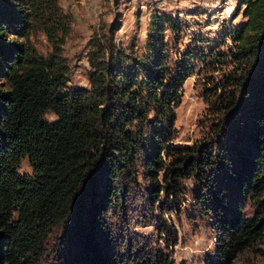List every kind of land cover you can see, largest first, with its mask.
I'll list each match as a JSON object with an SVG mask.
<instances>
[{
    "label": "trees",
    "instance_id": "trees-1",
    "mask_svg": "<svg viewBox=\"0 0 264 264\" xmlns=\"http://www.w3.org/2000/svg\"><path fill=\"white\" fill-rule=\"evenodd\" d=\"M241 5L246 21L219 59L233 62L223 88L235 90L222 100L238 115L230 140L216 148L173 142L176 107L195 63L210 64L218 53L195 47L174 58L166 40L167 29H176L171 16L153 18L141 56L118 47L111 27L90 52V86H69L63 45L72 14L60 0H0V264H41L45 243L64 222L81 250L76 264H172L166 251L141 242L113 248L109 216L140 180L163 213L180 179L195 180L200 202L210 203L229 239L218 247L223 261L262 238L263 210L255 218L224 212V184L241 196L264 191V0ZM37 30L52 44L48 56L30 41ZM25 158L30 174L18 171Z\"/></svg>",
    "mask_w": 264,
    "mask_h": 264
},
{
    "label": "rangeland",
    "instance_id": "rangeland-1",
    "mask_svg": "<svg viewBox=\"0 0 264 264\" xmlns=\"http://www.w3.org/2000/svg\"><path fill=\"white\" fill-rule=\"evenodd\" d=\"M60 5L73 16L72 30L63 45L69 86H90V52L97 40L104 42L111 37V27L116 28L114 38L118 47L127 49L133 56H141L155 16L174 19L176 29L166 31L168 48L174 58L182 57L189 48L202 47L206 53L215 50L218 59L210 64L197 61L184 85L181 103L176 107L173 142L216 148L226 145L238 114L229 112L222 100V96L235 90L223 88L225 77L233 72V62L219 59H226L234 47L232 34L246 21L241 0H60ZM30 41L42 56L52 51L43 30L34 31ZM45 118L53 121L56 115L49 112ZM21 168H30L32 172L28 158L23 160ZM31 172L25 170L23 174ZM148 187L146 180L131 186L130 194L122 195L124 207L109 216L116 239L114 250L124 251L121 244L137 241L152 251H166L172 264H264V235L235 250L230 260L221 259L218 247L225 236L219 216L209 208L210 203L200 202L195 180L180 179L181 190L169 198L164 213L154 208ZM224 187L227 196L224 212L229 218L236 209L245 218H255L264 211V191L260 197L244 193L241 196L233 185L224 184ZM162 198L166 200L164 193ZM77 245L67 222L61 223L45 243L41 264H76L73 258L81 251Z\"/></svg>",
    "mask_w": 264,
    "mask_h": 264
},
{
    "label": "clouds",
    "instance_id": "clouds-1",
    "mask_svg": "<svg viewBox=\"0 0 264 264\" xmlns=\"http://www.w3.org/2000/svg\"><path fill=\"white\" fill-rule=\"evenodd\" d=\"M25 170L31 172V169H30V168H29V169H24V168L18 169V171H20L21 174H23V172H24Z\"/></svg>",
    "mask_w": 264,
    "mask_h": 264
}]
</instances>
